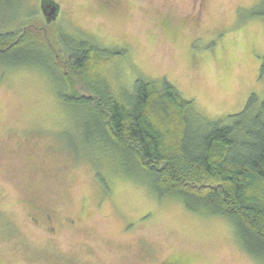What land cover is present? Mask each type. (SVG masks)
Instances as JSON below:
<instances>
[{
  "label": "rangeland",
  "instance_id": "374dc122",
  "mask_svg": "<svg viewBox=\"0 0 264 264\" xmlns=\"http://www.w3.org/2000/svg\"><path fill=\"white\" fill-rule=\"evenodd\" d=\"M39 1L0 0V31L24 26L50 44L60 31L121 51L106 65L112 85L166 79L192 101L196 128L264 97L260 0H49L61 9L53 22ZM57 79L0 59V264H264L229 219L157 198L87 143L92 117L59 99Z\"/></svg>",
  "mask_w": 264,
  "mask_h": 264
},
{
  "label": "trees",
  "instance_id": "16d2710c",
  "mask_svg": "<svg viewBox=\"0 0 264 264\" xmlns=\"http://www.w3.org/2000/svg\"><path fill=\"white\" fill-rule=\"evenodd\" d=\"M42 35L24 26L0 31L1 62L49 68L59 99L92 117L87 143L95 138L101 152L122 159L124 173L157 198L172 195L190 210L229 219L248 255L264 260V97L258 103L251 95L240 112L196 128L192 101L166 79L138 78L126 92L112 85L106 65L121 51L108 56L60 31L51 44Z\"/></svg>",
  "mask_w": 264,
  "mask_h": 264
},
{
  "label": "flooded vegetation",
  "instance_id": "af4514ba",
  "mask_svg": "<svg viewBox=\"0 0 264 264\" xmlns=\"http://www.w3.org/2000/svg\"><path fill=\"white\" fill-rule=\"evenodd\" d=\"M54 1H49V0H40L39 1V10H40L45 22H47L45 13H48L52 8L55 9L54 14L51 16L52 22L58 20V18L60 17V14H61V9L59 8L60 4L58 3V5H57ZM47 6H48V9H47ZM51 230H53V229H51ZM163 264H175V262L174 261H164Z\"/></svg>",
  "mask_w": 264,
  "mask_h": 264
},
{
  "label": "water",
  "instance_id": "95a60500",
  "mask_svg": "<svg viewBox=\"0 0 264 264\" xmlns=\"http://www.w3.org/2000/svg\"><path fill=\"white\" fill-rule=\"evenodd\" d=\"M47 9H48V6H47ZM54 12H55V9L52 8L48 13H45L47 22L51 21V16L54 14Z\"/></svg>",
  "mask_w": 264,
  "mask_h": 264
}]
</instances>
